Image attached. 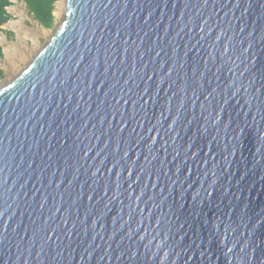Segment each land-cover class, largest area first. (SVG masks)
<instances>
[{"label":"water","instance_id":"1","mask_svg":"<svg viewBox=\"0 0 264 264\" xmlns=\"http://www.w3.org/2000/svg\"><path fill=\"white\" fill-rule=\"evenodd\" d=\"M65 11L0 88V264H264V0Z\"/></svg>","mask_w":264,"mask_h":264},{"label":"rangeland","instance_id":"2","mask_svg":"<svg viewBox=\"0 0 264 264\" xmlns=\"http://www.w3.org/2000/svg\"><path fill=\"white\" fill-rule=\"evenodd\" d=\"M11 20L0 33V45L4 57L0 60V88L13 81L47 45L65 18V0L55 5V23L46 29L31 14L27 5L12 0L8 8Z\"/></svg>","mask_w":264,"mask_h":264},{"label":"trees","instance_id":"3","mask_svg":"<svg viewBox=\"0 0 264 264\" xmlns=\"http://www.w3.org/2000/svg\"><path fill=\"white\" fill-rule=\"evenodd\" d=\"M24 2L35 19L46 29H52L55 23V5L62 0H18ZM12 6L11 0H0V33L3 27L11 20L8 8ZM3 48L0 45V60L3 59Z\"/></svg>","mask_w":264,"mask_h":264}]
</instances>
